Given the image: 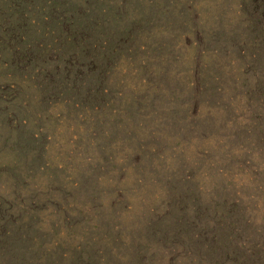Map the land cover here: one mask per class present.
<instances>
[{
    "label": "rangeland",
    "instance_id": "1",
    "mask_svg": "<svg viewBox=\"0 0 264 264\" xmlns=\"http://www.w3.org/2000/svg\"><path fill=\"white\" fill-rule=\"evenodd\" d=\"M0 264H264V0H0Z\"/></svg>",
    "mask_w": 264,
    "mask_h": 264
}]
</instances>
